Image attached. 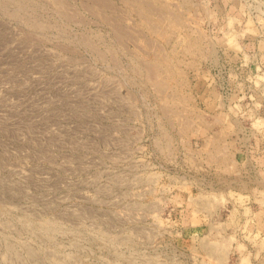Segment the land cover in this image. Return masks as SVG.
Here are the masks:
<instances>
[{"label":"rangeland","instance_id":"rangeland-1","mask_svg":"<svg viewBox=\"0 0 264 264\" xmlns=\"http://www.w3.org/2000/svg\"><path fill=\"white\" fill-rule=\"evenodd\" d=\"M264 0H0V264H264Z\"/></svg>","mask_w":264,"mask_h":264},{"label":"crops","instance_id":"crops-1","mask_svg":"<svg viewBox=\"0 0 264 264\" xmlns=\"http://www.w3.org/2000/svg\"><path fill=\"white\" fill-rule=\"evenodd\" d=\"M254 219L255 220L254 222H257L258 224H264V215L259 212L255 213L254 214Z\"/></svg>","mask_w":264,"mask_h":264}]
</instances>
